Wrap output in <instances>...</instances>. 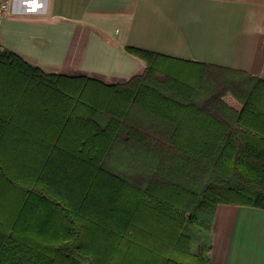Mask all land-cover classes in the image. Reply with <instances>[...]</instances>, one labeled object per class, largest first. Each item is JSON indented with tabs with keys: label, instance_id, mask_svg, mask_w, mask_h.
Listing matches in <instances>:
<instances>
[{
	"label": "trees",
	"instance_id": "16d2710c",
	"mask_svg": "<svg viewBox=\"0 0 264 264\" xmlns=\"http://www.w3.org/2000/svg\"><path fill=\"white\" fill-rule=\"evenodd\" d=\"M126 51L105 85L0 45V264H213L218 208L264 210V81Z\"/></svg>",
	"mask_w": 264,
	"mask_h": 264
},
{
	"label": "crops",
	"instance_id": "0c3cea01",
	"mask_svg": "<svg viewBox=\"0 0 264 264\" xmlns=\"http://www.w3.org/2000/svg\"><path fill=\"white\" fill-rule=\"evenodd\" d=\"M0 45L45 73L105 85L145 70L136 48L264 81V0H9ZM213 264H264V210L222 205Z\"/></svg>",
	"mask_w": 264,
	"mask_h": 264
},
{
	"label": "built area",
	"instance_id": "2783aa9c",
	"mask_svg": "<svg viewBox=\"0 0 264 264\" xmlns=\"http://www.w3.org/2000/svg\"><path fill=\"white\" fill-rule=\"evenodd\" d=\"M9 0H0V13L8 8Z\"/></svg>",
	"mask_w": 264,
	"mask_h": 264
}]
</instances>
